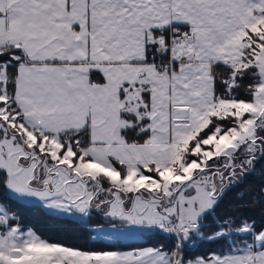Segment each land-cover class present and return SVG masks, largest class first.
<instances>
[{
	"label": "snow or ice",
	"instance_id": "obj_1",
	"mask_svg": "<svg viewBox=\"0 0 264 264\" xmlns=\"http://www.w3.org/2000/svg\"><path fill=\"white\" fill-rule=\"evenodd\" d=\"M257 165L264 0H0V264H264Z\"/></svg>",
	"mask_w": 264,
	"mask_h": 264
},
{
	"label": "trees",
	"instance_id": "obj_2",
	"mask_svg": "<svg viewBox=\"0 0 264 264\" xmlns=\"http://www.w3.org/2000/svg\"><path fill=\"white\" fill-rule=\"evenodd\" d=\"M257 169L264 171L262 165H257ZM264 177L259 175H250L246 180L239 185L237 189L229 193L226 203L235 200V195L237 191H255L258 189L261 180ZM0 198L6 199V195L2 189H0ZM13 208H18L19 213L22 217V221L25 225L34 228L38 233L47 239L62 242L72 246H84L87 241L83 239V233L78 225L73 223L68 219L53 218L48 215L46 210L39 206H24L23 204H18L15 201H10ZM245 215H255L256 219L259 221V213L245 212ZM163 241V237H154L152 243H157ZM166 243V241H164ZM126 243L136 244L142 243V241H126ZM207 246H201L198 248H193L191 250V255H198L206 250Z\"/></svg>",
	"mask_w": 264,
	"mask_h": 264
}]
</instances>
